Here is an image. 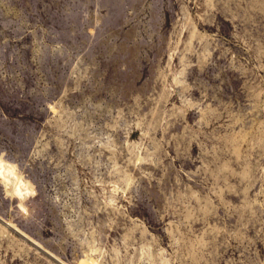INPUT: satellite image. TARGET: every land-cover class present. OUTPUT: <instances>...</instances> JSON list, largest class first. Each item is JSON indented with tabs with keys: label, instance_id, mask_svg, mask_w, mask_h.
<instances>
[{
	"label": "rangeland",
	"instance_id": "obj_1",
	"mask_svg": "<svg viewBox=\"0 0 264 264\" xmlns=\"http://www.w3.org/2000/svg\"><path fill=\"white\" fill-rule=\"evenodd\" d=\"M85 259L264 264V0H0V264Z\"/></svg>",
	"mask_w": 264,
	"mask_h": 264
},
{
	"label": "bare ground",
	"instance_id": "obj_2",
	"mask_svg": "<svg viewBox=\"0 0 264 264\" xmlns=\"http://www.w3.org/2000/svg\"><path fill=\"white\" fill-rule=\"evenodd\" d=\"M88 258V257H87ZM80 264H95V261L92 259V260H87V259H85V260H82L81 262H80ZM97 264V263H96Z\"/></svg>",
	"mask_w": 264,
	"mask_h": 264
}]
</instances>
